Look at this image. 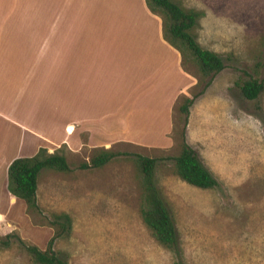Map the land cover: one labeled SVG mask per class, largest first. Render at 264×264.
<instances>
[{
	"label": "rangeland",
	"instance_id": "374dc122",
	"mask_svg": "<svg viewBox=\"0 0 264 264\" xmlns=\"http://www.w3.org/2000/svg\"><path fill=\"white\" fill-rule=\"evenodd\" d=\"M45 1L51 28L55 18L74 24L93 16L148 15L144 0ZM178 2L201 13L196 40L223 58L224 69L203 79L195 64L184 63L192 86L177 100L167 134L140 137L150 146L117 144L110 148L117 156L95 169L80 168L94 150L72 155L63 148L70 171L42 170L38 176L41 216L28 215L24 202L0 208V243L15 233L45 250L53 230L39 219L65 212L72 231L53 248L69 264H172L173 255L155 242L140 217L141 174L134 156L141 155L159 160L155 177L173 216L184 264H264V91L250 101L235 85L264 80V0ZM184 98L193 101L185 128L188 143L217 179V188L187 185L169 160L180 150ZM0 264L32 262L12 238L9 246L0 244Z\"/></svg>",
	"mask_w": 264,
	"mask_h": 264
},
{
	"label": "crops",
	"instance_id": "0c3cea01",
	"mask_svg": "<svg viewBox=\"0 0 264 264\" xmlns=\"http://www.w3.org/2000/svg\"><path fill=\"white\" fill-rule=\"evenodd\" d=\"M146 8L51 28L45 0H0V208L22 202L7 190L16 158L150 146L140 137L167 134L192 79Z\"/></svg>",
	"mask_w": 264,
	"mask_h": 264
},
{
	"label": "trees",
	"instance_id": "16d2710c",
	"mask_svg": "<svg viewBox=\"0 0 264 264\" xmlns=\"http://www.w3.org/2000/svg\"><path fill=\"white\" fill-rule=\"evenodd\" d=\"M148 10L161 19L163 39L174 48L182 59L195 64L201 78H213L224 69L223 58L215 52L203 49L196 40L195 28L201 13L187 10L178 0H144ZM246 100L257 99L264 91V80L249 78L239 80L235 84ZM192 99L184 98L179 112L184 115L183 130L180 132V150L176 157L169 158L174 162L175 173L180 180L189 186L202 190L218 187V181L210 170L202 163L196 151L187 143L185 128ZM64 147L49 153L46 149L32 157L16 158L7 169V190L17 200L25 204L30 216H41L37 202L38 176L42 170H53L60 173L70 171ZM88 162L80 165L81 169L101 168L117 156L110 149H94ZM135 162L141 174L140 217L152 238L162 248L173 255L172 264H184L183 249L169 206L157 184L155 170L158 159L135 155ZM53 230L45 250L27 244L15 233L6 235L2 246H9L12 238L28 254L32 264H69L67 259L53 248L54 243L69 237L72 231V218L65 212L53 213L50 217H42L38 221Z\"/></svg>",
	"mask_w": 264,
	"mask_h": 264
}]
</instances>
